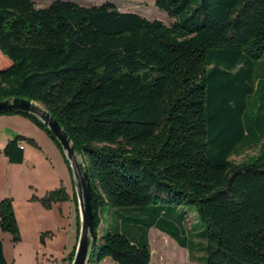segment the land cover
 <instances>
[{
	"label": "trees",
	"instance_id": "obj_1",
	"mask_svg": "<svg viewBox=\"0 0 264 264\" xmlns=\"http://www.w3.org/2000/svg\"><path fill=\"white\" fill-rule=\"evenodd\" d=\"M154 2L171 26L111 2L0 0V54L11 61L0 101L42 105L81 157L95 225L88 264H151L152 227L191 258L200 251L201 264H264V0ZM4 114L29 117L61 147L35 115ZM21 142L35 144L8 141L12 164L24 162ZM71 199L61 187L42 202ZM188 207L205 231L188 227ZM105 208L112 221L99 236ZM77 226L79 238V215ZM0 228L20 239L9 198ZM0 264H9L1 238Z\"/></svg>",
	"mask_w": 264,
	"mask_h": 264
},
{
	"label": "rangeland",
	"instance_id": "obj_2",
	"mask_svg": "<svg viewBox=\"0 0 264 264\" xmlns=\"http://www.w3.org/2000/svg\"><path fill=\"white\" fill-rule=\"evenodd\" d=\"M34 1L36 8L40 9L46 8L58 0ZM67 1L85 6L111 2L123 12H134L149 20L162 21L167 26H171L175 22V19L156 8L154 0ZM10 64V59L0 54V68H6ZM259 94V98L264 95L262 86L259 87ZM262 103H264V98L259 99L258 106ZM40 107L45 109L42 105ZM23 132L31 137L35 144L26 143L24 145V162L12 164L3 154L5 142L8 138L23 134ZM256 153L257 149L248 150L240 155H234L231 159L239 164ZM76 160L78 164H82L80 157L77 156ZM71 172V161L66 157L63 149L34 121L20 114L0 115V201L6 198L12 200L20 232V239L14 241L11 234L2 232L0 228V238L3 241L9 264L69 263V259L65 261L64 257L66 253L69 255L77 245L79 215V209L73 200L74 185ZM58 186H67L72 192L70 207L73 209V214L69 211V206L63 205V215L60 216L59 206L54 205L48 209L43 204L42 199L48 191L55 190ZM180 214L186 217L188 227H193L196 233L206 230L205 224L199 219L194 208H182ZM104 220L99 230V236L108 231V226L112 221V213L108 208H105ZM63 227H65V231H63ZM67 235L70 237L69 241H67ZM149 239L152 248L151 264H201L198 261H193L188 251H179L176 248V241L156 227L151 228ZM194 255L201 257L202 253L197 250ZM95 258H98V254ZM100 264L115 263L106 259Z\"/></svg>",
	"mask_w": 264,
	"mask_h": 264
},
{
	"label": "water",
	"instance_id": "obj_3",
	"mask_svg": "<svg viewBox=\"0 0 264 264\" xmlns=\"http://www.w3.org/2000/svg\"><path fill=\"white\" fill-rule=\"evenodd\" d=\"M13 111L33 114L40 119L59 142L66 157L71 161L74 192L80 217V235L71 264H88L92 242L95 239V225L91 207V184L88 173L84 169L83 161L82 164L77 163L76 157L78 155L67 132L51 113L41 108L37 102L21 98H9L0 101V115Z\"/></svg>",
	"mask_w": 264,
	"mask_h": 264
},
{
	"label": "crops",
	"instance_id": "obj_4",
	"mask_svg": "<svg viewBox=\"0 0 264 264\" xmlns=\"http://www.w3.org/2000/svg\"><path fill=\"white\" fill-rule=\"evenodd\" d=\"M18 135H22V136H24V137H27V138H29V139H32L31 137H29L28 135H26L24 132H23V134H17L16 136H18ZM16 136H14V137H10V138H8L7 139V141L5 142L6 144H7V142L8 141H10V140H12V139H14ZM33 140V139H32ZM6 144H5V146H6ZM26 144V142H21V147L23 148V150H24V153H25V148H24V145ZM5 146H4V148H5ZM71 177H72V172H71ZM72 182H73V178H72ZM59 187L61 188V186H58V188H56V189H59ZM64 188L66 189V191H67V193L71 196V194H72V192H70V190L68 189V187L67 186H64ZM55 189V190H56ZM49 191H52V190H49ZM48 191V192H49ZM70 204H72L71 203V201H69V202H66V203H62V204H55V206L57 207V206H59L58 207V209H60L59 210V213H60V216H62L63 215V212H62V207H63V205H65V207H67V206H69L70 207ZM69 211L71 212V214H73V209H72V207H70L69 208ZM51 231V230H50ZM63 231H65V227H63ZM78 238V232H77V236H76V239ZM70 240V237H69V235H67V241H69ZM78 240V239H77ZM76 240V241H77ZM176 248L179 250V251H181V252H184V251H188V253H189V256H190V252H189V250L188 249H186V248H182L181 246H179L178 244H176ZM152 249V248H151ZM67 257H68V254L66 253L65 254V257H64V260L65 261H67L66 259H67ZM190 258H191V256H190ZM200 257H196V258H191L193 261H198L197 259H199ZM199 262V261H198ZM151 263H152V260H151ZM200 263V262H199ZM63 264H68L67 262H65V263H63Z\"/></svg>",
	"mask_w": 264,
	"mask_h": 264
}]
</instances>
